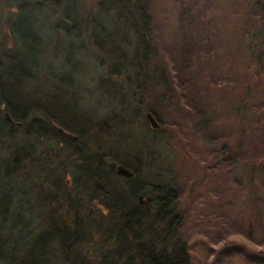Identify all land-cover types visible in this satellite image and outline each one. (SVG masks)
<instances>
[{
  "label": "rangeland",
  "instance_id": "obj_1",
  "mask_svg": "<svg viewBox=\"0 0 264 264\" xmlns=\"http://www.w3.org/2000/svg\"><path fill=\"white\" fill-rule=\"evenodd\" d=\"M21 1L0 0V46L10 45L7 19L20 13L9 5ZM72 1L54 0L56 7L48 0H25L28 10L38 6L32 16L38 18L43 49L37 73L41 95L52 93L55 79L67 75L73 92L69 102L76 103L83 124L87 118L91 125L106 121L115 135L125 132L144 149L140 162L146 157L151 174L172 182L175 208L182 216L178 234L188 243L191 264H264V0L139 1L151 28L145 34L151 60L139 72L151 76L160 67L167 83L162 87L143 81V92L126 81L135 78L131 70L127 74L133 77L123 72L110 80L106 67L116 59V49L127 50V38L131 53L137 36L132 31L126 35L120 26L104 48L108 57L100 55L89 30H79L78 36L67 32L71 23L63 29L59 17L95 16L108 35L114 29L112 13L106 19L100 12L105 0ZM26 16L12 18L14 32L25 33L18 22ZM152 111L159 131L146 120ZM162 130L164 135L154 133ZM13 132L21 141L24 130ZM31 139L27 143L36 142ZM34 145L51 152L55 165L61 161L55 160L58 151L51 143ZM147 169L142 170L143 181L151 182ZM93 211L107 215L98 200L84 207V214L92 216ZM92 251L88 243L76 252L93 262Z\"/></svg>",
  "mask_w": 264,
  "mask_h": 264
},
{
  "label": "trees",
  "instance_id": "obj_2",
  "mask_svg": "<svg viewBox=\"0 0 264 264\" xmlns=\"http://www.w3.org/2000/svg\"><path fill=\"white\" fill-rule=\"evenodd\" d=\"M48 1L58 7L54 0ZM68 1L72 0L65 4ZM139 1L143 0L104 1L100 12L106 19L112 13L110 24L114 23L108 35L95 16L80 19L76 13H68L60 15L59 25L64 29L70 22L67 32L77 36L79 30H89L94 47L107 57L109 50L105 53L104 48L112 43V32L120 26L126 35L132 31L137 36L135 48L130 53L132 42L127 38V50L115 48L118 58L109 59L106 67L110 80L131 70L135 78L126 81L135 84L136 92H143V81L162 87L167 83L160 67H155L151 76L139 72L151 60L145 39L151 28L146 8ZM24 4L22 0L9 5L20 13L7 19L10 45L0 46V155L6 153L0 157V264H191L188 243L178 234L182 216L175 208L172 182L158 172L151 174L146 157L140 162L144 149L135 146L133 137L125 132L115 135L106 121L91 125L87 118L83 124L74 109L76 103L69 102L73 92L72 81L64 77L67 75L55 79L52 93L41 95L37 73L43 66L39 61L43 49L37 37L38 18L32 16L38 6L28 10ZM24 13L27 16L18 26L25 33L14 32L10 21ZM151 113L156 117V112ZM119 124L125 125L123 121ZM127 128L133 129L131 125ZM14 129L24 130L21 141L14 139ZM60 129L78 141L72 143ZM28 138L36 142L29 144ZM37 141L51 143L58 151L55 160L61 161L55 165L51 152L38 151ZM150 152L153 154L148 151L147 155ZM117 165L132 172L133 178L118 177ZM144 167L148 168L145 175L153 178L151 182L143 181ZM138 196H144L145 206L138 203ZM95 200L105 208L106 217L98 211L91 214L100 213L96 219L84 214V207ZM88 243L93 246V262L76 252Z\"/></svg>",
  "mask_w": 264,
  "mask_h": 264
},
{
  "label": "water",
  "instance_id": "obj_3",
  "mask_svg": "<svg viewBox=\"0 0 264 264\" xmlns=\"http://www.w3.org/2000/svg\"><path fill=\"white\" fill-rule=\"evenodd\" d=\"M6 119L11 122L10 118H9V115L6 114L5 115ZM146 120L147 122L149 123V126L152 130L154 131H159L162 129L161 125L156 121L155 117L150 113L146 116ZM67 139H69L70 141L72 142H75L78 140L77 137L71 135V134H68L66 133L65 131H63L62 129L59 130ZM115 173L118 177H122L124 179H131L133 178V173L130 172L128 169H126L125 167L123 166H120V165H117L115 167ZM137 201L140 205L142 206H145L146 205V200L144 198V196H138L137 197Z\"/></svg>",
  "mask_w": 264,
  "mask_h": 264
}]
</instances>
